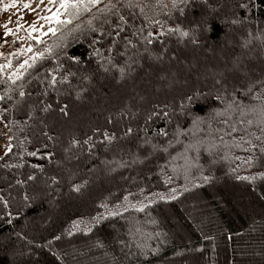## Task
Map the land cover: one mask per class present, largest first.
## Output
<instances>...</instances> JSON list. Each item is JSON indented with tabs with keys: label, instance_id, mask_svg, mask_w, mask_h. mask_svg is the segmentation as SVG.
Instances as JSON below:
<instances>
[{
	"label": "snow or ice",
	"instance_id": "1",
	"mask_svg": "<svg viewBox=\"0 0 264 264\" xmlns=\"http://www.w3.org/2000/svg\"><path fill=\"white\" fill-rule=\"evenodd\" d=\"M39 3L45 9L48 5L56 8L51 15L37 17L48 23L46 32L42 30L43 25L37 26L33 22L25 30L26 38L17 36V39L43 43L41 36L51 34L54 38L52 43L46 44L43 50L34 49L32 43H28L27 47L21 44L14 52L7 54L4 63H0V80L7 84L0 95V103L4 105L0 106V136L6 137L4 151L0 154L4 162L0 163V168H31V171L23 173L22 178L14 176L11 181H5V187H0V222L8 225H12L14 218H19L25 210L31 209L37 200L50 197L51 192L45 189H51L61 182L56 175L40 181L38 173L46 175L44 166L39 163L28 165L23 160L25 155L36 157L40 152L52 163L53 152L39 148L29 151L25 145V141L32 143L25 133L31 127L30 121L36 119V113L50 114L54 111L53 105L44 99L50 96V92L61 94L59 89L63 87L75 92V98L79 100L81 94L87 91L79 85L91 83L97 73L111 75L116 83H121L135 71L133 65L143 67L142 62L147 61L151 66L162 61L173 38L176 44L202 48L218 26H227L225 40L229 44L232 42L230 34L235 35L237 30L243 29L240 48L250 49L253 42L258 41L264 54V28L253 33L247 26L251 22L248 14L254 11L264 14V0H48L47 5L39 0ZM3 7H16V0ZM23 7L29 8L31 5L24 2ZM0 27L4 28L5 36L13 34L7 24ZM17 27L22 29L19 23ZM82 40L88 43L86 58L83 54L76 55L74 49L69 51L74 43ZM0 56H4V53L0 52ZM13 57L22 58L13 63ZM246 59L245 52H241L221 65L206 67L199 76L204 82L202 86L188 87L173 96L170 105L158 103L148 111L145 126L140 129L144 135L135 138L134 151L130 148L133 162L162 160L163 164L157 167L159 174L163 175L164 185H172L174 177H182L184 181L176 187L167 188L165 192L150 193L156 199L148 200L149 205L157 201L170 205V202L179 201L185 193L192 194L197 201L201 200L198 190L214 184L218 180L215 173L221 171L219 165L230 159L241 163L229 167L222 175L244 183L245 188L253 194L260 188L256 199L264 202V187H261L264 185V68L256 75L254 68L245 62ZM38 61L44 63L38 64ZM29 70L36 72L33 79L39 85L38 90H30L32 80L29 77L32 72ZM160 79H165V76L162 75ZM74 80L78 82L77 85H73ZM173 86L168 85L169 88ZM34 92L35 99L32 100ZM57 107L61 114L68 115L66 105ZM130 111L125 105L121 114ZM17 114L21 116L20 119L16 118ZM157 119L164 126L153 129L149 135L148 122ZM40 122L43 124L40 136L48 141L53 140L44 130L48 128L47 123L44 120ZM108 122L111 123V120ZM98 131L93 129V132ZM16 132L20 133L19 137ZM102 134L109 145L117 139L115 134L106 131ZM132 134L133 128L129 126L123 135L131 137ZM13 139L17 140L20 149L17 163H10L6 159L12 152ZM91 140L92 137H86L81 142L71 137L63 148L64 159H68V154L78 146L91 149ZM42 147L47 149V144ZM237 149L244 155H231ZM242 166L252 171L240 175ZM49 179L51 183L47 182ZM87 183V180L73 182L70 176V192L80 193ZM138 191L143 193L145 189L139 188ZM131 195L133 193L124 195L122 200L117 198L111 208V201L105 197L98 204V209H103V212L97 210L95 215L90 214L87 218L80 216L70 220L69 226L59 234H51L50 239L45 238L44 243H35V237L30 239L22 231L13 229L9 236L0 239V264H34L30 260L34 248H47L59 264H66L68 253L53 251V243L65 236L72 237L76 232L87 234L93 232L94 228L99 230L111 217H122L125 221L121 225L123 236L114 237L124 258L146 261L150 255L158 252V248L151 247L148 241L161 235L167 236V233L149 230V226L159 228V218L149 215L146 220H140L131 214L123 216L120 209L129 213L130 209L139 213L146 211L144 201L132 203L129 200ZM13 204L17 205L15 216ZM257 223L253 220V225ZM260 223H264V215ZM12 236L23 243L14 245ZM204 239L213 238L204 236ZM92 247L103 251L107 245L98 237ZM103 255L107 258L105 264H121L116 255L106 251H103ZM75 259L73 256L72 260Z\"/></svg>",
	"mask_w": 264,
	"mask_h": 264
},
{
	"label": "trees",
	"instance_id": "2",
	"mask_svg": "<svg viewBox=\"0 0 264 264\" xmlns=\"http://www.w3.org/2000/svg\"><path fill=\"white\" fill-rule=\"evenodd\" d=\"M248 15L251 22L247 26L253 33L264 28V14L254 11ZM226 31L227 26H218L217 30L211 34L208 43L202 48L176 44L175 38H173L162 61L153 63L151 66L147 61L142 62L143 67L133 65L135 71H132L128 78L121 83H116L111 75L97 73L91 83L84 82L79 85L87 89L81 94L82 98L79 100L75 98V92L63 87L59 89L61 94L55 91L50 92V96L44 99L53 105L54 111L50 114L36 113V119L30 121L31 127L25 133L32 143L28 144L25 141V145L29 151L39 148L41 151L53 152L52 163H49V158L42 156L40 152L36 157L25 155L23 160L28 165L39 163L44 166L46 175L38 173L40 181L56 175L61 182L53 185L51 189H45V191L51 192V196L43 201L37 200L31 209L25 210L19 218H14L12 225L0 222V239L9 236L15 229L27 234L30 239L35 237V243H44L45 238L50 239L51 234H59L64 227L69 226L70 220L80 216L87 218L90 214L95 215L97 210L103 212V209H98V204L105 197L111 201L109 204L111 208L117 198L122 200V197L128 193L139 195L133 197L131 195L130 201H132L133 198L136 200L140 195L162 193L169 187L183 184L182 177H174L175 182L172 185H164L163 175L159 174L160 169L157 167L163 164V161L154 159L145 163L133 162L131 151L135 150V138L144 135L140 129L145 126V117L153 105L158 103L170 105L173 96L178 92L186 90L188 87L203 85L204 82L199 79V76L205 72L206 67H211L213 61L217 65H221L232 56L240 54L238 48L240 47L239 42H242L240 34L243 29L237 30L235 35L230 34L232 43H228V45L225 40ZM53 39L51 34H48L41 39L43 43L33 41V47L43 50V47L52 43ZM13 49L7 48L4 56H0V58L5 60L7 54ZM73 49L76 55L83 54L84 58L88 55L86 40L74 43L69 51ZM248 51L254 58L246 55L245 62L254 68V74L259 75L261 69L264 68V54H262L260 43L253 42ZM213 53L215 57H212ZM219 53L223 62L216 58ZM21 58L14 57L13 63ZM42 63L44 62L38 61V64ZM190 63H194L200 69V74L197 77H195V73H190ZM29 71L32 72V76L29 77L32 80L30 90H38L39 85L33 79L36 77V72ZM162 75L165 76L163 80L160 79ZM77 84L78 82L74 80L73 85ZM169 84L174 86L169 88ZM6 87L7 84L0 80V95L3 94ZM34 99L35 92L32 97V100ZM57 105L60 107L66 105L68 115L61 114ZM125 105L131 111L122 115L121 110ZM0 106L4 105L0 103ZM16 118L20 119L21 116L17 114ZM41 120L47 123L48 128L44 130L49 132L53 140L48 141L40 136V130L43 128ZM108 120H111V123ZM129 126L133 128V134L131 137H125L123 134ZM163 126L164 123L159 119L148 122V134L151 135L153 129ZM94 128L99 131L93 132ZM13 131L15 132V129ZM105 131L115 134L117 137L111 145L104 140L102 133ZM15 134L17 137L20 136L18 132ZM71 137H75L81 142L86 137H92L93 147L88 149L87 146H83V148L78 146L68 154V159H64L63 148L68 145ZM11 143L13 149L6 159L10 163H17L19 162L20 149L17 147L16 139H13ZM43 144H47V149L42 147ZM231 155H244V153L237 149L233 150ZM57 161L61 163L58 164ZM3 162L4 160L0 159V163ZM115 162L116 164H114ZM240 163V161L231 159L222 161L219 165L221 171L215 173L218 180L214 184L205 185L198 190V194L202 197L199 201L194 199L192 194L185 193L179 201L170 202V205L162 201L151 205L147 203L145 204L146 211L143 213L131 209L130 213L120 210L124 217L131 214L140 220H146L149 215L159 218V228L152 229L149 226V230L167 233V236L161 235L148 241L151 247L158 248V252L155 255H150L146 261L125 259L120 246L115 243V236H123L124 229L121 228V225L125 221L122 217L109 218L103 228L99 230L94 228L91 233L85 234L80 231L74 233L72 237L65 236L61 241L53 243L52 250L68 253L65 257L66 264H105L107 258L103 255V251L110 255H116L121 264H264L263 259L257 258L250 261L246 260L248 257L242 256L244 254H239L240 248H247L249 250H245V252H252L256 245L259 248L256 250L257 252L260 250L264 252V223H260L261 216L264 215V202L256 199L260 188L256 189V194H253L250 189L245 188L244 183L235 181L230 176L222 175L227 172L229 167H236ZM104 165H115L113 172L110 177L102 175L100 181L96 183L94 176L103 172ZM29 171H31L30 167L12 170L0 168V187H5V181H11L14 176L22 178L23 173ZM250 171L252 169L242 166L239 169V174L247 175ZM71 172H73L72 175ZM70 176L76 183L83 180L88 181L80 193L70 192ZM47 182L51 183V180L49 179ZM139 188H144L145 191L140 193ZM239 191L245 193H240L241 195L238 196L240 199L237 200L234 195ZM13 195H15V191H13ZM241 200L243 202L247 200L248 203L251 201V209L247 205L240 204ZM221 203L225 207H221ZM204 204H209L215 213L207 214V211H204L196 219L187 214L190 207ZM239 206L244 210L240 211ZM16 207L17 205L13 204L14 216ZM175 217L182 223L183 228L175 224ZM253 220L258 223L253 225ZM113 227L116 229L115 232H113ZM204 236L213 239L206 240ZM98 237L107 245L103 251L92 247ZM11 240L16 246L23 243L17 241L14 236L11 237ZM124 251L126 252L127 249ZM73 256L76 257L74 261L72 260ZM30 260L34 264H59L47 248H34Z\"/></svg>",
	"mask_w": 264,
	"mask_h": 264
},
{
	"label": "rangeland",
	"instance_id": "3",
	"mask_svg": "<svg viewBox=\"0 0 264 264\" xmlns=\"http://www.w3.org/2000/svg\"><path fill=\"white\" fill-rule=\"evenodd\" d=\"M10 2H11V0H0V25L7 24L8 27L13 30V34L5 36L3 34L4 33V28L0 27V52H2V53H5L7 48H10V47L14 48L13 51H11V52H14L16 48H19L21 46V44H24L25 47H27L28 43H32L33 44V41H30V40H27V39L18 40L17 36L26 38L27 32L25 30H27L29 28V25L31 23H33V22L36 23L37 26L43 25V29L42 30L46 32L47 27L49 26L48 23L46 21L42 20V19H37V17L38 16L43 17V16H46V15H51V13L56 10L54 5H48L47 9H45L44 6L39 3V0H16V7H9L8 9H4L3 5L7 4V3H10ZM24 2H28L31 5V7L24 8L23 7V3ZM43 4L47 5L48 4V0H43ZM17 23H19L22 26L23 30L21 28L17 27ZM36 34L37 33H33V35H36ZM43 37L44 36H41V39ZM227 45H228V43H227ZM238 49H239L240 53L241 52H245L246 55H248L250 57L253 56V55L249 54L248 49L247 50L240 49V47ZM211 55H212V57H215L214 53L211 54ZM216 58L220 59V61L223 62L220 53H219V55L218 54L216 55ZM253 58H254V56H253ZM4 62H5V60H2L0 58V63H4ZM195 64H196V62H195ZM195 64L194 63H190L189 64V66L191 67L189 69V71H190V73H192V72L195 73V77H197V75L200 74V69L197 68V66ZM199 65H201V64H199ZM216 65L217 64L214 63V61H213L211 67L212 66H216ZM114 164H116V162ZM114 166L115 165H113V166H108V165L105 166L104 165L103 172L101 174H98V175L95 174V176H94L95 177L94 180L96 181V183H98L100 181L102 175H103V177L104 176L110 177L112 172H113V167ZM67 172H68V170H67ZM72 174H73V172H71V175ZM240 193L244 194L245 192L239 191L236 195H234L235 196L234 198L237 199V200L240 199L238 197ZM133 196H139V195H132L131 197H133ZM131 197H129V200H131ZM145 197H147L148 199H144ZM154 198L155 197L151 196L150 194L140 195V197L137 198L136 200H134L135 198H133L131 202L132 203H136L137 201L143 200L144 204H147L148 200H153ZM218 201H220V200H218ZM242 202L240 204H242L244 206L247 205V207L249 209H251V207H252V204H251L252 202L251 201H250V203H248L247 200H245L243 203ZM137 206L139 207V205H137ZM201 206L197 205V206L190 207L189 210L187 211L188 212L187 214L191 218H195L196 219L197 217H199V214L204 212V211L205 212L207 211V214L208 213L209 214L215 213V210L212 207H210L209 204H204V205H201ZM221 207H225V205L223 203H221ZM240 207L241 206H239L238 209L240 211H243L244 209H240ZM227 209H228V207L226 206V210ZM174 219H175V224L180 226V228H183L181 226L182 223L177 219V217H175ZM251 229H253V228H251ZM182 230H184V229H182ZM240 249H241L240 250L241 252L239 254H244L242 256H244L245 258L248 257V259H246V260L254 261L257 258H260V259L264 260V252H262L261 250H260V252L256 251L257 249H259L258 245H256L255 249L253 248L254 250H252V252L251 251L250 252H245V250H249L247 248H243L244 250L242 248H240ZM94 259H96V258H94ZM91 260H93V259H91Z\"/></svg>",
	"mask_w": 264,
	"mask_h": 264
},
{
	"label": "built area",
	"instance_id": "4",
	"mask_svg": "<svg viewBox=\"0 0 264 264\" xmlns=\"http://www.w3.org/2000/svg\"><path fill=\"white\" fill-rule=\"evenodd\" d=\"M5 139L6 137L0 136V154H2L4 151L3 145L5 143Z\"/></svg>",
	"mask_w": 264,
	"mask_h": 264
},
{
	"label": "bare ground",
	"instance_id": "5",
	"mask_svg": "<svg viewBox=\"0 0 264 264\" xmlns=\"http://www.w3.org/2000/svg\"><path fill=\"white\" fill-rule=\"evenodd\" d=\"M66 259V258H65Z\"/></svg>",
	"mask_w": 264,
	"mask_h": 264
}]
</instances>
